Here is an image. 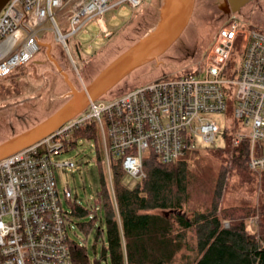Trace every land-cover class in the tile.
I'll return each instance as SVG.
<instances>
[{
	"label": "built area",
	"instance_id": "built-area-1",
	"mask_svg": "<svg viewBox=\"0 0 264 264\" xmlns=\"http://www.w3.org/2000/svg\"><path fill=\"white\" fill-rule=\"evenodd\" d=\"M143 1L8 0L0 10V78L36 55L46 24L70 58V37L88 34V26L99 29L96 38L109 37L104 14L110 9L135 10ZM239 35L237 77L227 80L223 76ZM201 68L203 78L190 74L162 78L129 89L106 104L90 101L51 134L0 160V264H72L68 213L57 190L55 170L61 173L74 163L55 162L52 156L64 152L81 127H95L112 193L110 157L121 158L124 174L139 181L145 177L142 161L149 153L167 164L198 150L196 140L212 143L222 128L207 115L225 111L224 91L235 84L233 121L240 131L232 144L248 140V168L252 173L264 172V31L242 32L230 15L217 28ZM62 196L65 201L72 197L66 186ZM252 218L246 221L245 232L247 226L256 225L257 218Z\"/></svg>",
	"mask_w": 264,
	"mask_h": 264
},
{
	"label": "rangeland",
	"instance_id": "rangeland-1",
	"mask_svg": "<svg viewBox=\"0 0 264 264\" xmlns=\"http://www.w3.org/2000/svg\"><path fill=\"white\" fill-rule=\"evenodd\" d=\"M161 2L162 0H144L135 10L129 8L125 10L110 9L104 14L107 29L111 32L110 36L96 38L99 29L95 26H88V34L68 39L67 47L70 58L54 40L48 30V24H46V30L40 34L41 47L32 62L16 70L15 73L19 75L14 76L12 80L0 81L10 91L9 96L0 103V143L43 121L68 99L71 91H81L116 55L151 30L159 19ZM220 5L222 6V0H194L193 11L187 26L174 45L157 61L129 74L97 99L98 102L106 104L129 89L162 78H175L186 74L195 78H203L204 73L201 65L206 51L215 39L217 28L230 15L235 17L239 30L242 32H250L252 29L264 31V0H250L239 11L224 18L218 15L217 8ZM112 16L114 19L111 18ZM56 20L59 22L58 15ZM240 46L241 36L239 35L234 40L229 64L223 76L227 80L237 77L235 70L240 64ZM198 68L199 70L195 71ZM235 92V84L227 85L224 91L225 111L207 115L222 128L215 135L213 142L203 143L196 140L195 145L198 150L183 156V160L186 161L192 172H197L196 170L200 167L198 163L205 154V149L226 148L228 144L226 136L230 135L231 146H236L232 144V138L235 133L240 131V128L233 121ZM95 140L96 142L83 138L77 139L75 144L67 145L64 152L52 156V160L55 162L71 161L74 163V167L71 169L65 167L61 173L55 170L57 190L62 206L67 212L69 210L62 196L65 186L72 197H75L77 203L88 208L93 207V200L100 187L95 145L98 149L100 148L96 136ZM102 159L107 176L108 171L104 165L103 153ZM252 175L255 177L253 184L249 186L250 182L246 181V184L238 189L235 187L239 184L236 186L237 182L227 176V192L224 198L229 203L234 202L240 206L254 204L253 206L256 207L260 202L264 204V172H253ZM135 182L136 180L127 174H124L121 180V183L127 188H132ZM229 185H233L234 190ZM163 214L168 215L167 213ZM92 216L94 215L91 214L82 221H87ZM95 216L96 221L87 236L77 229L75 225L77 219H71L68 216L71 221L67 222L69 225L67 226L68 236L85 246L90 260L94 256L99 257L102 246H106L103 219L98 209H96ZM252 217L257 218V216ZM252 217L248 218L247 222L252 220ZM253 227L247 226L246 232L254 235L255 228L253 229ZM97 230H101L100 237L93 246ZM101 264L109 263L102 260Z\"/></svg>",
	"mask_w": 264,
	"mask_h": 264
},
{
	"label": "trees",
	"instance_id": "trees-1",
	"mask_svg": "<svg viewBox=\"0 0 264 264\" xmlns=\"http://www.w3.org/2000/svg\"><path fill=\"white\" fill-rule=\"evenodd\" d=\"M15 71L0 81L12 80L19 75ZM9 94V88L0 83V103ZM94 130L93 124L77 129L68 144L81 138L96 142ZM229 136L225 149H205L195 173L183 159L163 164L149 153L142 161L145 177L132 188L121 183L122 159L110 157L112 193L102 153L95 145L100 187L93 207L80 205L75 197L65 202L68 216L78 220L75 225L84 236L92 230L99 210L106 246L90 260L85 246L68 236L72 264H101L102 260L109 264H264V204L240 206L224 198L227 176L239 184L235 189L246 181L252 185L255 178L248 168V140L231 146ZM91 214L92 218L82 221ZM252 216H257V223L255 234L249 235L245 225Z\"/></svg>",
	"mask_w": 264,
	"mask_h": 264
},
{
	"label": "water",
	"instance_id": "water-1",
	"mask_svg": "<svg viewBox=\"0 0 264 264\" xmlns=\"http://www.w3.org/2000/svg\"><path fill=\"white\" fill-rule=\"evenodd\" d=\"M7 1L0 0V10ZM193 6L194 0H162L159 19L151 30L114 57L81 91H71L68 99L43 121L2 141L0 160L37 143L80 114L90 101L99 99L129 74L157 61L180 38ZM237 11L234 9L232 13Z\"/></svg>",
	"mask_w": 264,
	"mask_h": 264
},
{
	"label": "flooded vegetation",
	"instance_id": "flooded-vegetation-1",
	"mask_svg": "<svg viewBox=\"0 0 264 264\" xmlns=\"http://www.w3.org/2000/svg\"><path fill=\"white\" fill-rule=\"evenodd\" d=\"M250 0H222V6H218V15L221 18L227 17L232 13V10L238 11L245 6Z\"/></svg>",
	"mask_w": 264,
	"mask_h": 264
},
{
	"label": "bare ground",
	"instance_id": "bare-ground-1",
	"mask_svg": "<svg viewBox=\"0 0 264 264\" xmlns=\"http://www.w3.org/2000/svg\"><path fill=\"white\" fill-rule=\"evenodd\" d=\"M84 110H85V109H84ZM84 110H83V111H84ZM70 120H71V119H70ZM108 187H109V186H108Z\"/></svg>",
	"mask_w": 264,
	"mask_h": 264
}]
</instances>
